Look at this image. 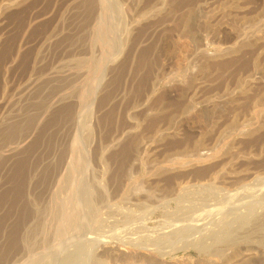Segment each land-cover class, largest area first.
Segmentation results:
<instances>
[{"label":"rangeland","instance_id":"1","mask_svg":"<svg viewBox=\"0 0 264 264\" xmlns=\"http://www.w3.org/2000/svg\"><path fill=\"white\" fill-rule=\"evenodd\" d=\"M195 1L175 0L176 14H167L164 22L156 25L147 20L135 25L113 56L115 36L105 37L92 49L77 45L82 31L78 1L0 0V264H11L21 255L25 258L33 253H38L35 261L40 258L47 264L51 246L65 236L64 227L70 233L84 230L90 241L105 237L119 247L150 246L155 257L151 264H188L190 258L195 264L205 252L176 248L194 242L203 232L207 236V231H216L239 212H249L264 201H258L259 196L238 200L228 194L254 175H259L255 179L264 176V0H206L201 11L183 12L184 4ZM234 42L241 43L239 49L225 52ZM81 61H86L85 65ZM104 66L107 73L95 87ZM61 94L66 98L60 100ZM82 95L94 98L92 102L85 99L93 104L83 105L86 114L80 126L85 130L81 140L87 138V131L91 139L80 140L83 147L71 149L74 168L65 171V176L71 175L73 180L88 174V182L101 180L110 198L101 202L95 182H90L91 188L84 180L79 183L80 177L75 183L81 189L74 188L77 195L71 191L75 196L69 194L68 186L57 188L55 195L51 192L57 183L52 189L48 186L59 155L69 148V120L73 110L78 111ZM48 100L55 104L46 110ZM257 108H262L261 114ZM86 157L92 163L88 167ZM86 188L96 193L90 190L91 199L83 201L85 195L80 193ZM66 190L71 196L67 199ZM52 198H58L55 203L60 206L54 207ZM78 200L84 202L79 209L76 203L70 204ZM139 203L152 205L140 209ZM51 205L60 208V215L51 222L54 227L58 224L57 231L52 224L43 231L42 227L31 231L35 210L48 218L47 207ZM238 207L244 208L238 211ZM256 207L255 212L259 210ZM59 216L68 218L63 228ZM74 243L68 250L80 244ZM103 247L91 244L75 264H94L95 256L105 254ZM173 247L175 252L171 253ZM162 250L169 254L161 257ZM117 258L106 257L104 264H136ZM49 261L53 264V256Z\"/></svg>","mask_w":264,"mask_h":264},{"label":"bare ground","instance_id":"2","mask_svg":"<svg viewBox=\"0 0 264 264\" xmlns=\"http://www.w3.org/2000/svg\"><path fill=\"white\" fill-rule=\"evenodd\" d=\"M73 1H78V9H76V11L78 12L79 14V23L82 25V31H81V34L78 35V37L76 38V41H77V45H82L83 47L82 48H87V49H92L94 48V45L95 44H101L102 43V40L107 37V39L110 37V36H115L116 37V42H117V47L114 49V53L112 54L113 56H115L116 53H119L120 50H121V46L123 45V42L127 41V35L129 34L130 30L137 24H139L140 22L142 21H152V22H156L155 24L157 25V23L159 22H164V19L165 17H167V14L168 16L172 15V14H176L174 13V7H173V2L175 0H73ZM170 2V3H169ZM207 2L206 0H196L193 4L192 3H186L184 4V9H183V12L184 11H190V10H198V11H201L200 9H202L204 6H206ZM169 9V12L167 13L166 10ZM191 11V12H193ZM182 12V11H181ZM187 12V13H188ZM186 13V14H187ZM190 13V12H189ZM77 14V16H78ZM170 14V15H169ZM184 17V16H183ZM180 20V19H179ZM172 21V20H171ZM177 22V21H176ZM174 23V22H173ZM152 24V23H151ZM170 24V23H169ZM233 24V23H232ZM236 25V24H235ZM79 26V25H78ZM252 26V25H251ZM259 26V25H258ZM238 27V26H237ZM240 29V28H239ZM243 29V28H242ZM216 30V29H214ZM241 30V29H240ZM252 30V29H251ZM243 31V30H242ZM248 31V30H247ZM253 31V30H252ZM261 31V30H260ZM132 32V31H131ZM239 32V31H238ZM251 32V31H250ZM257 32V31H256ZM262 32V31H261ZM80 33V32H79ZM217 33V32H215ZM241 33V32H240ZM131 34V33H130ZM129 34V35H130ZM245 34V33H244ZM240 35V34H238ZM242 35V34H241ZM50 37V36H49ZM130 37V36H129ZM204 37V36H203ZM220 37V36H219ZM254 37V36H253ZM126 38V39H125ZM247 38V37H246ZM252 38V37H251ZM218 39V38H217ZM248 39V38H247ZM73 41V40H72ZM87 41V42H86ZM106 41V39L104 40ZM108 41V40H107ZM203 41V40H202ZM238 41V39H237ZM110 42V41H109ZM114 42V41H113ZM241 42V41H240ZM249 42V41H248ZM109 44V43H108ZM111 44V43H110ZM76 45V44H75ZM115 45V46H116ZM224 45V44H223ZM226 45V44H225ZM241 43H238V42H234L228 46H226L225 48V52H228V51H235L239 49ZM96 46V45H95ZM243 46V45H242ZM100 47V46H99ZM114 47V46H113ZM219 47V45H218ZM221 47V46H220ZM219 47V49H221ZM71 48V47H70ZM97 48V47H96ZM111 48V47H109ZM108 48V49H109ZM126 48V47H125ZM100 49V48H99ZM98 49V50H99ZM204 49V48H203ZM224 49V48H223ZM75 50V49H74ZM222 50V49H221ZM72 51V50H71ZM102 51V50H101ZM105 51V50H104ZM111 51V50H110ZM113 51V50H112ZM199 51V50H198ZM82 52V51H81ZM106 52V51H105ZM205 52V51H204ZM203 52V53H204ZM202 53V52H200ZM224 53V51H223ZM238 53V52H237ZM86 54V53H85ZM108 54V53H106ZM111 54V53H110ZM183 54V53H182ZM118 55V54H117ZM116 55V56H117ZM204 55V54H203ZM108 56V55H106ZM112 56V57H113ZM88 57V56H87ZM94 58V57H93ZM205 58V57H204ZM85 59V58H84ZM114 59V58H113ZM82 60V59H81ZM94 61V60H93ZM86 63V61H83V63ZM82 63V61H81ZM82 63V65H83ZM84 63V65H85ZM89 63V62H88ZM91 64V63H89ZM153 64V63H152ZM88 66V65H87ZM91 66V65H90ZM90 66H88L90 68ZM88 68V69H89ZM86 69V67H85ZM77 71V70H76ZM79 71V70H78ZM81 71V70H80ZM255 71V70H253ZM106 72V66H104L102 68V71L100 73V75L98 76V78L96 77V82H95V79L93 82H95V87H98L100 85V83L102 82L103 78H104V75ZM67 73V72H66ZM107 73V72H106ZM248 73V72H247ZM250 74V73H249ZM64 75V74H63ZM82 75V74H81ZM84 75V74H83ZM88 75V74H87ZM251 75V74H250ZM246 76V75H245ZM253 76V75H252ZM80 77V76H79ZM82 77V76H81ZM251 77V76H250ZM77 78V77H76ZM86 78V76H85ZM172 79V78H171ZM179 80V79H178ZM185 81V80H183ZM92 82V83H93ZM182 82V81H181ZM248 82V81H247ZM249 83V82H248ZM86 84V83H84ZM91 84V83H90ZM154 85V84H153ZM171 85V84H170ZM152 86V85H151ZM241 86V85H239ZM94 87V88H95ZM242 87V86H241ZM82 88V87H81ZM244 88V87H243ZM83 89V88H82ZM88 89L89 91V88H86ZM86 89L83 91L85 92ZM97 89V88H96ZM237 91V90H236ZM242 91V90H241ZM87 92V91H86ZM85 92V93H86ZM90 92L92 93V91L90 90ZM95 92V91H94ZM63 93V92H62ZM69 93V92H68ZM89 93V92H88ZM229 93V92H228ZM242 93V92H241ZM57 94V93H56ZM60 94V93H59ZM93 94V93H92ZM91 94V95H92ZM84 95V94H83ZM79 99H76L78 101V104H80V106H78V111L77 109L75 108L73 111H75V113L73 114V117L70 121V123L72 122V125L70 127V131H69V134L71 135V140H70V144H69V150L71 153H67V151H69L68 149L66 151H62V153L59 155V159L58 161L56 162L57 164L55 165L57 168H54L56 171L54 172V174L51 176V178L49 179V185L50 186L49 188L52 189V186L57 183L55 189L51 192L52 194H57V188L60 189V187L63 188V186L67 188L68 186V190H69V194L72 193L71 191L73 190V192H75L76 190H74V188H76L77 190L81 189V188H77L76 186V180L75 178H79L80 176L77 175V177L75 176V178L72 180L70 179L71 175H69V178H67V176H65V171H68V169L71 170V168L73 169L74 168V159H73V153L71 151V149H73L74 151H76L80 145L88 140V139H91L90 136V132L87 131V133H85L87 135V138L83 137L82 140L84 139V141L81 140V135H82V130L83 129H80V126H81V121L82 119H85L83 118L84 115L86 114L85 113V107H83V105H85V103H91L93 101L94 98H91L89 101H86L87 99L85 98L86 96H83ZM86 95H88L86 93ZM229 95V94H228ZM63 95H59V98L61 100V98ZM67 96V95H66ZM69 96V95H68ZM89 96V95H88ZM93 96V95H92ZM80 97V96H79ZM192 97V95H191ZM55 98V97H54ZM52 98V99H54ZM58 98V99H59ZM66 97H64L65 99ZM226 98V97H225ZM57 99V100H58ZM86 99V100H85ZM148 99V98H147ZM146 99V100H147ZM193 99V98H192ZM85 100V101H83ZM234 100V98H233ZM49 101V100H48ZM53 100H51V103L49 101V103H46L45 105V109H49L52 105L55 104V101L52 102ZM59 101V100H58ZM192 101V100H191ZM256 101V100H255ZM254 101V102H255ZM258 101V100H257ZM261 101V100H260ZM263 101V100H262ZM195 102V101H194ZM198 102V101H197ZM216 102V101H215ZM186 103V102H185ZM196 103V102H195ZM200 103V102H199ZM258 103V102H257ZM262 103V102H261ZM93 104V103H91ZM190 104V103H189ZM188 104V105H189ZM192 104V103H191ZM254 104V103H253ZM260 104V102H259ZM258 104V105H259ZM88 105V104H86ZM77 106V105H76ZM159 106V105H158ZM261 106V105H260ZM263 106V105H262ZM154 107V106H153ZM156 107V106H155ZM215 107V106H214ZM257 107V106H256ZM259 107V106H258ZM129 108V107H128ZM199 108V107H198ZM260 108V107H259ZM69 109V108H68ZM67 109V110H68ZM88 109V108H87ZM154 109V108H153ZM184 109V108H183ZM216 109V108H215ZM253 109V107H252ZM256 109V108H255ZM258 109V108H257ZM90 110V109H89ZM133 110V109H132ZM157 110V109H156ZM211 110V109H210ZM262 110V108H261ZM261 110L259 111V114H261ZM72 111V113H73ZM150 111V110H149ZM159 111V110H158ZM189 111V109H188ZM252 111V110H250ZM66 112V111H65ZM71 113V111H69ZM88 112V111H87ZM92 112V111H91ZM126 112V111H125ZM147 112V111H146ZM186 112V111H185ZM204 112V111H203ZM213 112V111H212ZM69 113V114H70ZM127 113V112H126ZM155 113V112H154ZM182 113V112H181ZM200 113V112H199ZM205 113V112H204ZM203 113V114H204ZM65 114V113H64ZM89 114V113H87ZM173 114V113H172ZM209 114V113H208ZM63 115V113H62ZM61 115V116H62ZM137 115V114H136ZM187 115V114H186ZM189 115V114H188ZM68 115H66L67 117ZM127 116V115H126ZM212 116V115H211ZM69 117L71 118V115H69ZM129 117V116H128ZM135 117V116H134ZM206 118V114H205V117ZM41 119V118H40ZM87 120V119H86ZM203 120V119H202ZM39 121V120H37ZM91 121V120H90ZM89 122V121H88ZM205 121H203L204 123ZM172 123V122H171ZM59 124V123H58ZM68 124V123H66ZM61 125V124H60ZM83 125V124H82ZM37 126V125H36ZM63 126V125H62ZM61 126V127H62ZM85 126V125H84ZM213 126V125H212ZM82 127V126H81ZM86 127V126H85ZM88 127H91V126H88ZM167 127V126H166ZM64 128V127H63ZM87 128V127H86ZM162 128V127H161ZM230 128V127H229ZM53 129V128H51ZM88 129V128H87ZM137 129V127H136ZM157 129V128H156ZM169 129V128H168ZM231 129V128H230ZM81 130V131H80ZM233 130V129H232ZM85 131V130H83ZM237 131V129H236ZM6 133V132H5ZM155 133V132H154ZM92 134V133H91ZM11 137V136H10ZM7 138V137H6ZM62 138V137H61ZM2 139V138H1ZM9 139V138H8ZM50 139V138H49ZM86 139V140H85ZM80 140L82 143H80ZM89 141V140H88ZM87 142V141H86ZM85 142V143H86ZM64 143V142H63ZM84 143V144H85ZM56 145V143H54ZM83 144V145H84ZM90 144V143H89ZM54 145V146H55ZM9 146V145H8ZM62 146V145H61ZM68 146V144H67ZM85 146V145H84ZM83 146H81L80 148H82ZM48 148V147H47ZM54 148V147H53ZM9 149V148H8ZM59 149V148H58ZM85 150V149H83ZM79 151H82V150H79ZM54 152V151H53ZM56 152V150H55ZM58 153V152H57ZM80 153V152H79ZM84 154H87L86 150L84 151ZM77 155V154H76ZM83 156V155H82ZM85 156V155H84ZM75 157V156H74ZM81 157V156H80ZM49 158V157H48ZM53 158V156H52ZM83 158V157H82ZM85 158V157H84ZM77 159V158H76ZM46 160V159H45ZM55 159H53L54 161ZM48 161V160H47ZM82 161V160H81ZM51 162V161H50ZM55 162V161H54ZM84 162H86V167H88L90 164H92L89 160V157H86V159L84 160ZM182 162H186V161H182ZM181 162V163H182ZM178 164V163H177ZM180 164V162H179ZM80 166V165H79ZM83 167V166H82ZM93 167V166H92ZM78 168V167H75V169ZM91 168V167H90ZM158 168H159V165H158ZM161 168V167H160ZM51 169V168H50ZM53 169V170H54ZM85 169V168H84ZM89 169V168H87ZM163 169V167H162ZM45 170V169H44ZM69 170V171H70ZM78 169L75 170V172L77 171ZM83 170V169H82ZM255 170V169H254ZM86 171V169H85ZM253 171V170H252ZM264 171V170H263ZM71 172V171H70ZM91 172V171H90ZM156 172V171H155ZM260 172V171H259ZM48 173V172H47ZM53 173V172H52ZM68 173V172H67ZM73 173V171H72ZM87 173V172H86ZM160 173V172H159ZM262 173V172H261ZM264 173V172H263ZM90 174V173H89ZM29 175V174H28ZM75 175V174H74ZM88 174H86L87 176ZM82 176V175H81ZM80 177L81 180L79 183L82 182L83 184V180L85 181L84 183L87 184L89 187L90 186V182L93 181V179L91 181L88 182V179L90 178V176L88 175L89 178L87 177ZM74 177V176H73ZM251 176H249L250 178ZM256 177H259V175H254L251 180H253L252 182L248 181L235 187L233 190H231V193H229L230 191H228V194H230L229 196L231 198H234V197H237V199L239 200V198H243L245 199L244 197H250L252 198L253 200L254 199H258V196H259V199L258 201H261V200H264V176L262 175L259 179H255ZM246 178V177H245ZM32 180V179H31ZM245 180V179H244ZM243 180V181H244ZM247 180V179H246ZM239 181V180H238ZM95 182V183H94ZM92 183L93 186H94V189H96V191H98V197L100 198V202L101 201H105V200H108L109 198V195H108V191H106V187L105 185L102 183L101 180L99 181H93ZM43 184V183H42ZM199 184V183H198ZM203 184V182H202ZM236 184V182L234 183ZM233 184V186H234ZM186 185V184H185ZM194 185V183H193ZM261 185V186H260ZM85 186V185H84ZM184 186V185H183ZM196 186V185H195ZM203 186V185H202ZM83 187V185H82ZM87 187V186H85ZM127 190H128V187L127 186ZM135 187V186H134ZM182 187V185H181ZM181 187H179L181 189ZM200 187V186H199ZM205 187V186H204ZM207 187V186H206ZM65 188V189H66ZM93 188V187H91ZM185 188V187H184ZM233 188V187H232ZM64 189V190H65ZM92 191V189H90ZM90 190L87 191V188L86 190H82V191H85V192H82L80 194H83V201H87L91 198H89V195L88 194L90 192ZM125 190V189H124ZM209 190V189H208ZM213 190V189H212ZM210 190V191H212ZM222 190V189H221ZM228 190V189H227ZM63 191V190H62ZM95 191V190H94ZM92 191V192H94ZM95 191V193H96ZM129 191V190H128ZM192 191V190H191ZM200 191V190H199ZM215 191V190H214ZM213 191V192H214ZM31 192V191H30ZM55 192V193H54ZM65 196H66V199H67V190L65 191ZM80 192V191H79ZM190 192V191H189ZM188 192V193H189ZM219 192V191H218ZM221 192V191H220ZM219 192V193H220ZM76 193V192H75ZM93 193V194H95ZM123 193V192H122ZM126 192H124V195H125ZM129 193V192H128ZM207 193V192H206ZM218 193V194H219ZM260 193V194H259ZM79 194V193H78ZM92 194V196H93ZM127 194V193H126ZM181 194V193H180ZM184 194V193H183ZM186 194V193H185ZM191 194V192H190ZM209 194V192H208ZM211 194V193H210ZM216 194V193H215ZM225 194V193H224ZM259 194V195H257ZM71 195L75 196L74 193H72ZM77 195V193H76ZM179 195V194H178ZM177 195V196H178ZM200 195V194H199ZM53 196V195H51ZM70 196V195H69ZM68 196V198H69ZM191 196V195H190ZM211 196V195H210ZM29 197V196H28ZM50 197V195H49ZM54 197V196H53ZM63 197V196H62ZM71 197V196H70ZM95 197V196H94ZM228 197V196H227ZM225 197V198H227ZM64 198V197H63ZM62 198V199H63ZM78 198V197H76ZM97 198V197H96ZM183 198V197H182ZM217 198V197H216ZM28 199V198H27ZM54 198H52V201ZM65 199V200H66ZM73 200V197L70 198ZM79 199V198H78ZM94 199V198H93ZM110 199V198H109ZM186 199V198H185ZM242 199V200H243ZM33 200V199H32ZM48 200V199H47ZM46 200V201H47ZM58 200V198H57ZM54 201L55 202H57ZM59 200L60 197H59ZM80 200V199H79ZM78 200L79 203L75 202V201H70L71 205L72 203L73 204H77V208L79 205L82 204V202L80 203V201ZM95 200V199H94ZM192 200V198H191ZM210 200V199H209ZM248 200V199H247ZM20 201V200H19ZM51 201V199H50ZM49 201V202H50ZM99 201V200H98ZM97 201V202H98ZM187 201V199H186ZM194 201V200H193ZM226 201V200H225ZM60 202V201H58ZM62 202H64L62 200ZM65 202H69V199ZM190 202V201H189ZM196 202V201H195ZM222 202V201H221ZM255 202V201H254ZM253 202V203H254ZM32 203H34L32 201ZM36 203V202H35ZM84 203V202H83ZM94 203V202H93ZM105 203V202H104ZM251 203V202H250ZM62 204V203H61ZM66 205V203H64ZM63 204V205H64ZM68 203V205H70ZM75 204V205H76ZM89 204V202H88ZM140 206L139 208L141 209L143 206L146 207V205H152L150 203L148 204H142V203H139ZM198 204V203H197ZM249 204V203H248ZM247 204V205H248ZM255 204V203H254ZM50 205V204H49ZM56 205H59L58 203L56 204L55 203V206L54 205H51L50 207H47L49 208V216L48 218H46L43 214L40 213V211H36L35 210V213H34V216L31 217V218H34L32 221H33V226L32 227H28L29 229L34 230V229H37L38 227H42L41 230L43 231V228L45 226H47L48 224H52L51 222L56 220L54 219V217L58 214V212L60 211V208L59 209H54V207H56ZM83 205V204H82ZM85 205V204H84ZM148 205V207H149ZM191 205V204H190ZM246 205V206H247ZM250 205V204H249ZM47 205L45 204V207ZM60 206V205H59ZM87 206V205H86ZM85 206V207H86ZM93 206V205H92ZM142 206V207H141ZM245 206V205H244ZM256 206H259V210L255 212V207ZM27 207V205H26ZM44 207V206H43ZM45 207H44V210H45ZM58 207V206H57ZM62 207V205H61ZM66 207V206H65ZM70 208V206H68ZM73 206H71L72 208ZM80 207V206H79ZM91 207V206H90ZM154 207V203H153V206L152 208ZM180 207V206H179ZM225 207V206H224ZM248 207H252L251 205L248 206ZM68 208V209H69ZM75 207V210L77 209ZM83 208V207H82ZM241 208V207H240ZM244 208V207H243ZM242 208V209H243ZM246 208V207H245ZM258 208V207H256ZM38 209V208H37ZM64 209V207H63ZM61 208V210H63ZM79 209V208H78ZM81 209V208H80ZM87 209V207H86ZM96 209V208H95ZM148 209V208H147ZM150 209V208H149ZM177 209V208H176ZM224 209V208H223ZM228 209V207H227ZM242 209L239 210V207H238V211H241ZM18 210V209H17ZM21 210V209H20ZM40 210V208H39ZM43 209L41 210L44 211ZM82 210V209H81ZM146 210V209H145ZM203 210V209H202ZM237 210V209H236ZM234 210V211H236ZM246 210V209H245ZM70 213H72L71 210H69ZM77 211V210H76ZM75 211V213H77ZM85 211V210H84ZM90 211V210H89ZM95 211V210H94ZM233 211V210H232ZM249 211V209L247 210ZM64 212V211H62ZM208 212V211H206ZM209 212H210V209H209ZM208 212V213H209ZM217 212V211H216ZM237 212V211H236ZM48 213V212H47ZM68 213V214H70ZM74 213V212H73ZM81 213V212H80ZM84 213V212H83ZM93 213V212H92ZM149 213V212H148ZM178 213V211H177ZM188 213V212H187ZM215 213V212H214ZM228 213V212H227ZM230 213V212H229ZM40 216H39V215ZM63 214V213H62ZM61 214V215H62ZM67 216H70L68 215ZM192 214V213H191ZM237 214V213H236ZM45 215H46V212H45ZM60 215V214H58ZM93 215V214H92ZM91 215V216H92ZM180 215V214H179ZM182 215V214H181ZM186 215V214H185ZM228 215V214H227ZM30 216V215H29ZM87 216V215H86ZM90 216V217H91ZM173 216H174V213H173ZM183 216V215H182ZM181 216V217H182ZM188 216V215H187ZM194 216V215H193ZM207 216V215H206ZM211 216V215H210ZM229 216V215H228ZM24 217H27L24 216ZM60 217V216H59ZM66 217V215H65ZM65 217H60V219H62V223H61V228H63V226L67 225L65 223V220H67L68 218H65ZM72 217V214L71 216ZM79 217V216H77ZM82 217V216H81ZM191 217V216H190ZM225 217V216H224ZM223 217V218H224ZM231 217V216H230ZM95 218V217H94ZM93 218V219H94ZM186 218V217H185ZM184 218V219H185ZM200 218V216H199ZM208 218V217H207ZM222 218V219H223ZM227 217H225L226 219ZM25 219V218H24ZM91 219V218H90ZM99 219V218H97ZM187 219V218H186ZM26 220V219H25ZM29 220V219H28ZM31 220V219H30ZM58 220V219H57ZM75 220V219H74ZM77 220V218H76ZM198 220V218H197ZM203 220V219H202ZM60 222V220H58ZM87 221V220H86ZM85 221V222H86ZM188 221V220H187ZM221 221V220H220ZM224 221V220H222ZM67 222V221H66ZM69 222V221H68ZM67 222V223H68ZM73 222V221H72ZM78 222V221H76ZM190 222V221H189ZM188 222V223H189ZM201 222V221H200ZM204 222V221H203ZM192 223V222H191ZM197 223V222H195ZM202 223V222H201ZM22 224V223H21ZM30 224V223H28ZM54 224V223H53ZM52 224V225H53ZM57 224V222H56ZM182 224V223H180ZM185 224V223H183ZM187 224V223H186ZM208 224V223H207ZM210 224V223H209ZM212 224V222H211ZM24 225V224H23ZM48 225V226H50ZM58 225V224H57ZM55 226L53 225L54 229L57 228L58 226ZM60 225V224H59ZM69 226L73 225V224H69ZM78 225V224H77ZM76 225V226H77ZM201 225V224H200ZM215 225V224H213ZM220 225V223H219ZM218 225V226H219ZM79 226V225H78ZM77 226V227H78ZM83 226V224H82ZM85 226V225H84ZM88 226V225H87ZM184 226V225H182ZM51 227V228H53ZM200 227V226H199ZM215 227V226H214ZM217 227V226H216ZM215 227V228H216ZM38 228V230H39ZM47 228V227H46ZM50 228V227H49ZM50 228V229H51ZM71 228V227H70ZM74 228V226H73ZM79 228V227H78ZM208 228V227H207ZM53 229V230H54ZM58 229V228H57ZM57 229H55V231H57ZM75 229V228H74ZM86 229V228H85ZM89 229V228H88ZM199 229V228H198ZM206 229V228H205ZM211 230L212 227L210 228ZM217 229V228H216ZM62 230V229H60ZM68 227H64V233H65V236H62L64 237L62 240H58L56 243H54L51 247H53V251H51V255L49 254L50 257L53 256V264H75L77 263V261H79L80 258H83L82 255H83V252H84V249L89 247L91 244L94 245V244H103V249L105 251V254L104 255H101V256H95V259H94V264H104V260L106 259V257H114L116 259V257L119 256L120 257H123L126 262L127 260L129 261L130 259L135 261L136 264H151V263H155V257H154V251L153 249L147 245L143 246V245H137L134 246V247H128V246H122V247H119V244L116 242V241H112V240H108L107 238L105 237H100V238H96L92 237L91 241L88 240V238L90 239L91 237H88L86 236V238L84 237V234L86 232L83 233L82 232H79V233H76L78 232L76 229V232L74 231V233H70V231H68ZM71 230V229H70ZM208 230V229H207ZM37 231V230H36ZM59 231V230H58ZM72 231V230H71ZM18 232V231H17ZM23 232V230H22ZM52 232V231H51ZM92 232V231H91ZM25 233V232H24ZM42 233V232H41ZM55 235L56 233L53 232ZM61 233V231H60ZM80 233H83V235H79ZM189 233V232H187ZM204 233V232H203ZM201 233V237L199 236V239L195 237V241L194 242H186L184 244V246H182V249L181 247H177L176 250H182L185 252L186 249H189V247H192V248H195L198 253L202 254V252H205V256L203 257H200L198 258L197 262L195 264H264V201L262 202H258V204L256 203V205L254 207H252V209H250L249 212H244L242 211L241 213L239 212L238 213V216L234 217L232 221L230 222H225L224 224H221L220 227L216 230V231H212L211 233L207 231V236H204V234ZM49 234V233H48ZM47 234V235H48ZM59 234V232H58ZM62 234V233H61ZM61 234H59L61 236ZM90 234V233H89ZM190 234V233H189ZM43 235V234H42ZM185 235V234H184ZM49 236V235H48ZM51 236V234H50ZM193 236V234H192ZM21 237V236H20ZM28 237V236H27ZM58 237V236H57ZM85 238V241L83 240L81 243H80V240L81 238ZM184 237V236H183ZM189 237V236H188ZM54 238V237H53ZM83 238V239H84ZM182 238V236H181ZM21 239V238H20ZM33 239V238H32ZM106 239H107V242H106ZM183 239V238H182ZM17 240V239H16ZM19 240V239H18ZM17 240V241H18ZM54 240V239H53ZM80 243L79 245H77L74 250H68L69 248V244H75L74 242L76 241ZM82 240V239H81ZM30 241V240H28ZM177 241V240H176ZM179 241V240H178ZM193 241V240H192ZM175 242V241H174ZM30 244V243H29ZM32 244V243H31ZM134 244V243H133ZM175 244V243H174ZM23 245V244H22ZM28 245V244H27ZM172 245V243H171ZM29 246V245H28ZM147 246V247H146ZM167 246V245H166ZM73 247V246H72ZM176 247V246H175ZM97 248L94 246V249ZM72 249V248H71ZM162 249V248H161ZM174 249V247L172 248ZM51 248L49 249V252H50ZM67 250V251H66ZM169 250V249H168ZM66 251V252H65ZM86 251V250H85ZM95 251V250H93ZM175 252V249L174 251L171 250V253ZM87 253V252H86ZM93 253V252H92ZM25 254V253H24ZM33 253L32 255H28L26 256L25 258L23 257L24 255H21L20 258H18L16 261L12 262L11 264H42L41 261L38 259V261H35L34 258L36 257V255L38 253ZM90 254V253H89ZM165 254H169V251H160V255L161 257L164 256ZM175 254V253H174ZM204 255V254H203ZM38 256V255H37ZM105 256V258H104ZM1 257V256H0ZM23 257V258H22ZM50 257L48 258V263L51 262L49 261ZM117 258V259H118ZM123 258L121 260H123ZM172 258V257H171ZM1 260L3 258H0ZM113 259V258H111ZM189 259V258H188ZM192 258H190L188 261L189 263L188 264H193V260H191ZM119 261H121L120 259H118ZM116 260V261H118ZM157 260V259H156ZM92 261V260H91ZM105 261V262H106ZM112 261V260H111ZM114 261V260H113ZM112 261V262H113ZM158 261V260H157ZM192 261V262H191ZM93 262V261H92ZM115 262V261H114ZM125 262V261H124ZM125 262V263H126ZM47 263V264H48ZM108 263V262H106ZM105 263V264H106ZM128 263V262H127ZM134 263V262H133ZM185 263V262H184ZM109 264V263H108ZM113 264V263H112Z\"/></svg>","mask_w":264,"mask_h":264}]
</instances>
